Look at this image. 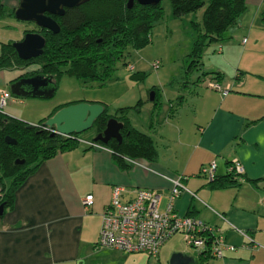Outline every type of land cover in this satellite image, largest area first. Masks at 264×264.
<instances>
[{
	"label": "crops",
	"instance_id": "obj_1",
	"mask_svg": "<svg viewBox=\"0 0 264 264\" xmlns=\"http://www.w3.org/2000/svg\"><path fill=\"white\" fill-rule=\"evenodd\" d=\"M2 2L7 10L3 16H15L20 0ZM246 3L221 38L205 48L196 76L178 85L175 96L166 102L152 99L147 106L141 130L153 137L158 156L140 160L150 168L126 167L109 144L94 140L96 134H78L79 145L42 162L0 216V264H127V252L97 247L102 214L114 187L123 186L125 198L137 188L159 189L161 201L166 198L165 208L172 185L168 177L178 174L184 175L189 190L176 198V209L219 228L225 243L235 250L225 252L223 258L195 249L187 253L178 249L174 234L162 246L158 260L181 252L192 256L193 264H264V0ZM41 28L45 27L34 31ZM13 41H0V56L2 44ZM208 71L221 73L222 83L231 82L227 94L206 84L204 76L212 74ZM140 106H131L132 123ZM233 158L244 167L245 180L236 183L225 177ZM212 160L218 180L210 183L201 170ZM90 193L93 202L85 205L83 199Z\"/></svg>",
	"mask_w": 264,
	"mask_h": 264
},
{
	"label": "trees",
	"instance_id": "obj_2",
	"mask_svg": "<svg viewBox=\"0 0 264 264\" xmlns=\"http://www.w3.org/2000/svg\"><path fill=\"white\" fill-rule=\"evenodd\" d=\"M171 3L176 16L198 11L204 6L201 21L193 20L198 33L192 46L191 66L200 64L205 48L211 42L219 40L247 7L246 0H171ZM6 11L0 0V17ZM164 12L161 1L150 4L134 0L133 5L129 6L128 0H89L68 7L64 14L57 16L61 25L60 32L47 28L37 30L47 38L41 55L23 59L12 42H5L2 44L0 68L12 66L14 63H21L26 67L34 64L37 68L30 69L34 74H53L58 80L63 73L62 67L70 65L67 70L69 73L104 84L112 78L117 60L123 56L128 46L142 48L150 42L151 29L164 16ZM205 73L212 74L207 75L208 77L205 75L203 80L209 78L220 82L221 73ZM146 74L145 71H138L131 76L142 80ZM154 90V101L157 102L158 91ZM130 109L131 106H123L118 113L110 114L106 106L95 123L97 130L102 131L111 116L124 121L122 140L113 137L107 144L126 167L132 165L126 157L150 161L158 156L151 134L133 125ZM29 123L0 109V203L6 202L5 210L15 202L18 187L42 162L59 151L73 148L80 143L77 135H52V130L45 123L31 127L28 126ZM7 135L15 137L17 143L8 142ZM17 158H25V162L16 163ZM217 176L216 173L209 182H217ZM225 177L228 182H240L228 170ZM219 182L223 184L224 180L219 179Z\"/></svg>",
	"mask_w": 264,
	"mask_h": 264
},
{
	"label": "rangeland",
	"instance_id": "obj_3",
	"mask_svg": "<svg viewBox=\"0 0 264 264\" xmlns=\"http://www.w3.org/2000/svg\"><path fill=\"white\" fill-rule=\"evenodd\" d=\"M161 2L165 10L164 16L152 27L150 42L142 48L128 46L123 56L117 60L112 78L106 83L100 84L97 81L77 77L67 71L70 65H65L62 67L63 73L58 77V87L53 96L45 98L20 96L13 93L9 103L4 106V111L39 125L59 107L73 102H101L107 106V112L110 114L118 113L123 106H134L140 103L141 112H134L132 120L138 128L144 129L143 117L147 114V106L152 102L151 91L158 90L157 102H166L167 97L175 96L176 87L183 86L184 81L189 80V77L194 78L201 67L200 64L191 66L193 56L191 51L198 33L193 20L201 21L204 6L198 11L176 16L171 0H161ZM37 28L38 25L34 21L21 20L14 15L6 14L0 18V41L16 40L26 30ZM156 60L160 61L159 67L154 66ZM13 65H17L15 67L18 68L0 71V89L11 91L10 86L13 81L19 77L34 74L31 70L37 68L34 64L27 67L21 63ZM138 71L147 73L145 79L136 80L131 76ZM16 76L18 78L15 79ZM97 133V126L94 125L80 135L92 137ZM160 149L163 150V147ZM165 201L166 198L160 202L161 209H164ZM175 235L177 236L172 239L175 240L178 249L192 253L194 248L186 244L184 235L182 233ZM125 255L127 264H170L171 258V256H161V260H158L141 252Z\"/></svg>",
	"mask_w": 264,
	"mask_h": 264
},
{
	"label": "built area",
	"instance_id": "obj_4",
	"mask_svg": "<svg viewBox=\"0 0 264 264\" xmlns=\"http://www.w3.org/2000/svg\"><path fill=\"white\" fill-rule=\"evenodd\" d=\"M154 66L159 67L160 61L156 60ZM204 81L223 95L227 94L232 87L231 82L222 83L209 78ZM12 96V92L8 89H0L1 110H4V106L9 103ZM90 143L94 146L99 145L96 141ZM126 159L132 164L150 168L140 159L132 157H126ZM216 169L217 164L212 160L202 167L201 172L208 180H212L216 175ZM227 170L232 172L238 180H245L244 167L238 159L230 160ZM168 178L172 185L169 189L167 206L164 209L160 208L162 191L159 189L137 188L133 196L125 198L124 187L116 185L113 198L102 214L97 247L112 248L127 253L143 252L149 257L157 258L165 242L174 234L182 233L186 244L202 255L223 258L225 252L234 251L235 246L225 243L219 228L209 226L202 219L192 215L180 214L175 207L176 198L189 189L183 181V174ZM93 198L92 193L86 195L83 199L84 204H92ZM219 216L223 219L222 215ZM244 235L248 241H252L249 236Z\"/></svg>",
	"mask_w": 264,
	"mask_h": 264
},
{
	"label": "water",
	"instance_id": "obj_5",
	"mask_svg": "<svg viewBox=\"0 0 264 264\" xmlns=\"http://www.w3.org/2000/svg\"><path fill=\"white\" fill-rule=\"evenodd\" d=\"M89 0H20L19 6L15 10L18 19L34 21L38 26L45 27L53 32L61 29L59 21L53 14L62 15L68 7L77 6ZM141 3L157 4L161 0H138ZM134 0H128V5L132 6ZM47 38L40 31L29 30L24 37L13 41V45L18 55L23 59L37 57L44 52ZM12 93L20 96L51 97L55 94L58 84L54 80L53 74L36 73L22 76L11 83ZM155 98V90L151 91L150 99ZM106 105L101 102L78 101L66 104L57 109L45 120V125L52 130V135H78L95 125L97 118L105 111ZM29 123L28 126H34ZM124 121L116 116H111L107 120L104 130L99 131L94 140L108 143L113 137L123 138L122 128ZM10 143H17V139L10 135L6 136ZM25 158H17L16 163H24ZM0 183V191H1ZM5 201L0 203V216L4 214ZM195 259L181 252L174 253L170 259V264H193Z\"/></svg>",
	"mask_w": 264,
	"mask_h": 264
},
{
	"label": "bare ground",
	"instance_id": "obj_6",
	"mask_svg": "<svg viewBox=\"0 0 264 264\" xmlns=\"http://www.w3.org/2000/svg\"><path fill=\"white\" fill-rule=\"evenodd\" d=\"M60 32V31H59Z\"/></svg>",
	"mask_w": 264,
	"mask_h": 264
}]
</instances>
